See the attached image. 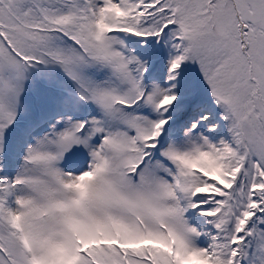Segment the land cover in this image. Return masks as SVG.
Instances as JSON below:
<instances>
[{"label":"snow or ice","instance_id":"obj_1","mask_svg":"<svg viewBox=\"0 0 264 264\" xmlns=\"http://www.w3.org/2000/svg\"><path fill=\"white\" fill-rule=\"evenodd\" d=\"M0 264H264V0H0Z\"/></svg>","mask_w":264,"mask_h":264}]
</instances>
